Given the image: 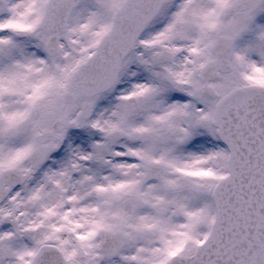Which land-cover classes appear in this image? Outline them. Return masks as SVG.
<instances>
[{
  "label": "snow or ice",
  "instance_id": "obj_1",
  "mask_svg": "<svg viewBox=\"0 0 264 264\" xmlns=\"http://www.w3.org/2000/svg\"><path fill=\"white\" fill-rule=\"evenodd\" d=\"M0 264H264V0H0Z\"/></svg>",
  "mask_w": 264,
  "mask_h": 264
}]
</instances>
